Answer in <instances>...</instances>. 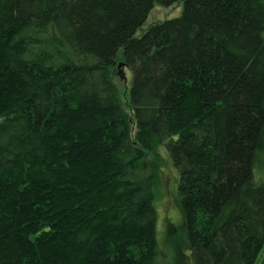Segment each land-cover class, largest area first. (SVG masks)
Masks as SVG:
<instances>
[{
    "label": "trees",
    "instance_id": "16d2710c",
    "mask_svg": "<svg viewBox=\"0 0 264 264\" xmlns=\"http://www.w3.org/2000/svg\"><path fill=\"white\" fill-rule=\"evenodd\" d=\"M177 1L0 0V264H169L155 144L180 175L192 264H254L264 0H184L137 36Z\"/></svg>",
    "mask_w": 264,
    "mask_h": 264
},
{
    "label": "rangeland",
    "instance_id": "374dc122",
    "mask_svg": "<svg viewBox=\"0 0 264 264\" xmlns=\"http://www.w3.org/2000/svg\"><path fill=\"white\" fill-rule=\"evenodd\" d=\"M183 6L184 0H179L170 6L155 5L144 25L137 31V36H141L153 24L163 23L169 19L181 16ZM115 80L125 103H127L132 73L125 66L122 58L119 59L115 69ZM145 153L146 161L154 166L156 172L153 201L158 211L155 233L159 244L167 255L169 264H192L191 252L184 249L186 223L179 199V172L173 165L165 145L155 144L154 147L146 150ZM262 161L264 162V159ZM255 177L258 182L264 184V171L259 175V171L255 169ZM254 264H264V246L260 250Z\"/></svg>",
    "mask_w": 264,
    "mask_h": 264
}]
</instances>
